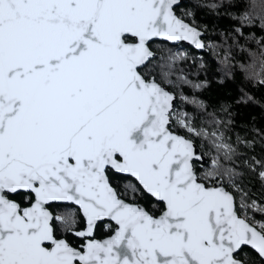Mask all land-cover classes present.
<instances>
[{"label": "snow or ice", "instance_id": "6c2138e0", "mask_svg": "<svg viewBox=\"0 0 264 264\" xmlns=\"http://www.w3.org/2000/svg\"><path fill=\"white\" fill-rule=\"evenodd\" d=\"M180 2L0 0V264H264V202L223 132L211 166H195L207 161L189 134L209 133L166 87L183 57L153 49L206 47ZM249 9L240 20L264 28V0ZM257 43L259 71L255 54L240 67L264 84Z\"/></svg>", "mask_w": 264, "mask_h": 264}, {"label": "trees", "instance_id": "16d2710c", "mask_svg": "<svg viewBox=\"0 0 264 264\" xmlns=\"http://www.w3.org/2000/svg\"><path fill=\"white\" fill-rule=\"evenodd\" d=\"M182 1L175 11L204 33L207 51L200 53L183 45L171 46L164 42H156L153 49L166 48L171 54L183 57L173 63L169 77L173 83L166 87L178 97L175 110L187 113L196 129L209 133L207 137L189 134L207 159L204 165L195 166L201 171L211 166L212 159L218 155L211 133L223 132L225 142L236 150L229 166L242 174L241 187L246 189L251 199L264 202V186L258 177L259 166L255 170L249 167L253 158L264 160V84L252 74L251 69L245 71L240 67L241 64H252L255 54V70L259 71L260 45L257 41L264 37V28L258 16L251 24L240 20L250 10L251 0ZM214 3L219 6L212 8L210 5ZM237 28L240 33L235 31ZM225 56L229 58L227 62ZM221 163L227 162L221 159ZM113 183L121 185L119 177H114ZM234 195L239 200V193L234 191ZM57 211L62 212L63 209ZM248 214L256 219L262 218L254 210H249ZM108 234L104 225L99 224L97 239H103ZM245 250L259 260L250 249Z\"/></svg>", "mask_w": 264, "mask_h": 264}, {"label": "water", "instance_id": "95a60500", "mask_svg": "<svg viewBox=\"0 0 264 264\" xmlns=\"http://www.w3.org/2000/svg\"><path fill=\"white\" fill-rule=\"evenodd\" d=\"M182 0H181V2H180V4H179V6L182 4ZM178 6V7H179ZM177 8V7H176ZM202 32V31H201ZM202 37H201V39L203 40V37H204V33L202 32ZM156 42H164V43H167V44H169V45H171V46H178V45H183V46H186V47H188V48H191V49H193V50H195V51H197V52H200V53H203V52H206L207 51V48L205 47V48H203V49H197L193 44H191L189 41H179V42H170V41H163V40H157ZM204 42V41H203ZM168 88V87H167ZM168 90L169 91H171L169 88H168ZM172 92V91H171ZM173 93V92H172ZM173 95L175 96V100H174V108L176 107V104H177V100H178V98H177V96L173 93ZM194 144L196 145V147H197V150H198V154H202L203 155V157H204V161H206L207 159H206V156L203 154V152L201 151V149L197 146V144L194 142ZM198 165H204L205 163L202 161V162H200V163H197ZM106 223H111L112 224V226L113 227H115V225H114V222H110V221H108V222H106ZM103 224V223H102ZM105 238H107V237H105ZM104 239V238H103Z\"/></svg>", "mask_w": 264, "mask_h": 264}, {"label": "rangeland", "instance_id": "374dc122", "mask_svg": "<svg viewBox=\"0 0 264 264\" xmlns=\"http://www.w3.org/2000/svg\"><path fill=\"white\" fill-rule=\"evenodd\" d=\"M206 48H207V46H206ZM178 98V97H177ZM177 102H178V100H177ZM202 166V165H201Z\"/></svg>", "mask_w": 264, "mask_h": 264}, {"label": "built area", "instance_id": "2783aa9c", "mask_svg": "<svg viewBox=\"0 0 264 264\" xmlns=\"http://www.w3.org/2000/svg\"><path fill=\"white\" fill-rule=\"evenodd\" d=\"M104 225V227H105V224H103Z\"/></svg>", "mask_w": 264, "mask_h": 264}]
</instances>
